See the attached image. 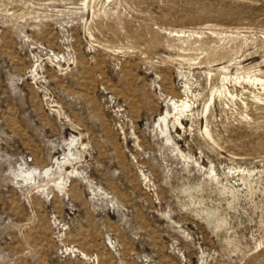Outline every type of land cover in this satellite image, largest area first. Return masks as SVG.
<instances>
[{
	"label": "rangeland",
	"instance_id": "1",
	"mask_svg": "<svg viewBox=\"0 0 264 264\" xmlns=\"http://www.w3.org/2000/svg\"><path fill=\"white\" fill-rule=\"evenodd\" d=\"M0 264H264V0H0Z\"/></svg>",
	"mask_w": 264,
	"mask_h": 264
},
{
	"label": "bare ground",
	"instance_id": "2",
	"mask_svg": "<svg viewBox=\"0 0 264 264\" xmlns=\"http://www.w3.org/2000/svg\"><path fill=\"white\" fill-rule=\"evenodd\" d=\"M223 69H225V67H222ZM255 80L256 81H263L261 78H259V77H256L255 78ZM170 104L169 105H173V107H174V110H178L179 111V113H178V115L179 114H181L180 112L182 111V113H183V111L184 110H186L188 107H190V105H189V103L188 102H186L184 99H176V98H171V100H170ZM169 115H170V113L167 111V113L166 114H163V115H161L160 116V120H161V124H164L166 127H167V123H168V119H169ZM178 119V122H179V124L181 125V126H183V124H184V122H183V120L182 121H180V119H179V117H177ZM75 138L72 140V144L75 142ZM71 160V158L70 157H68V159H66L65 161H61L60 159H59V161L57 162L58 163V168L60 167L61 169V171L59 172L58 171V173H60V177L59 178H61L63 175H62V169H63V167L69 162ZM53 167H55L54 165H53ZM53 167H46L45 168V170H43V171H40L39 172V175H42L43 173H45V174H48V173H53L54 174V172H53ZM58 170V169H57ZM66 169H64V179H66V178H69L70 177V174H68V171L66 170ZM37 171V169H34L33 171H31L30 172V174L29 175H32V173H34V172H36ZM55 171V170H54ZM38 172V171H37ZM55 174H56V172H55ZM57 175V174H56ZM71 191V190H70Z\"/></svg>",
	"mask_w": 264,
	"mask_h": 264
}]
</instances>
